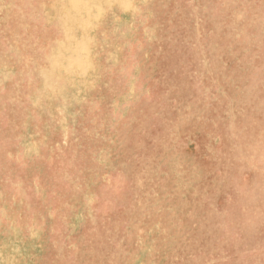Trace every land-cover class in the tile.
Returning <instances> with one entry per match:
<instances>
[{
  "label": "rangeland",
  "instance_id": "374dc122",
  "mask_svg": "<svg viewBox=\"0 0 264 264\" xmlns=\"http://www.w3.org/2000/svg\"><path fill=\"white\" fill-rule=\"evenodd\" d=\"M0 264H264V0H0Z\"/></svg>",
  "mask_w": 264,
  "mask_h": 264
}]
</instances>
